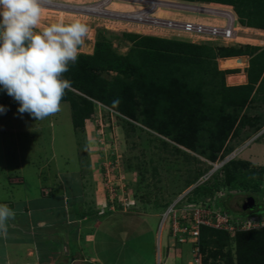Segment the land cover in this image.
<instances>
[{
    "label": "rangeland",
    "instance_id": "374dc122",
    "mask_svg": "<svg viewBox=\"0 0 264 264\" xmlns=\"http://www.w3.org/2000/svg\"><path fill=\"white\" fill-rule=\"evenodd\" d=\"M61 1L81 2L84 0ZM44 10L41 28L58 21L68 23L80 20L89 25V34L80 49L82 53L92 52V47L99 35L111 41L114 48L121 54L127 51L128 45L130 46V44L123 43V33L130 32L127 27L129 24L108 21L100 15L62 16L61 13L47 10L44 12ZM148 30L152 31V29ZM240 34H244L243 31H240ZM114 74L113 72L108 73L110 77ZM104 76L107 77L106 74ZM97 103L95 101L94 113L85 122V128L78 131L73 128L71 108L68 103H61V110L58 113L43 120H36L28 113L20 114L18 112L20 105L16 100L0 98V105L7 110L0 113V169H3V172H0V178L6 179L5 172L16 175L15 172L21 169L20 173L26 178L28 188L21 187L19 194L35 198L37 192L34 189L36 185L38 186L37 175L40 166H44L46 174H49L50 170L53 173V169L48 168L55 167V162H52L55 158L57 170H54L58 180L60 179L58 171L68 172L70 179L72 176L75 177L76 172H80L85 193V205L83 204L85 207L82 210H90V213L96 216L97 212L101 211L99 207L104 208L101 212L105 209L110 210L106 204L111 201L116 206L114 211L125 214L120 230L114 231V227H107L110 237L103 240L105 228L98 241L99 244L103 241V244L108 242V245L119 247V249H115L116 247L105 249L109 251L114 261H117L116 256L120 254H122L121 258L126 261L127 253L133 255V247L141 242L143 249L140 248L139 254L142 260L132 264H150V262L155 264L152 257L154 247L156 248L154 251L157 252L160 248L158 245L160 235L162 250L165 249L163 248L164 235H167L169 227L168 220L163 230L160 227L163 216L171 207L189 205V199L195 196L194 190L209 180L212 182L216 175L222 181L224 174L219 171L220 165L231 159V153L234 160L247 162L250 168H254L257 172L261 168L264 169V127L253 134L246 126L240 137L229 138L225 152H231L225 160L223 159L224 161L214 163L189 150L187 153L190 160H188L182 153L174 152L171 147L176 143L169 138L139 123H136L134 129L126 127L124 121L126 119L120 117L115 110L104 105L99 106ZM248 113L264 116V103L254 102L251 108H248ZM162 142H166L167 145L164 146ZM180 149L186 151L183 147ZM192 156L197 160L192 159ZM253 183L258 184V190L241 188L228 191L221 188L213 198L206 201L212 202L211 204L216 205L217 208L219 201L223 200L224 207L232 211L233 216L243 214L242 203L245 198L254 197L260 204L257 210L264 213V170L261 177L254 179ZM15 193L17 194V191ZM52 193H54L53 187L43 191L45 196ZM204 200L200 199L203 202ZM197 203L203 204L202 202ZM116 204H119L121 209ZM105 215L108 214L105 213ZM100 220L101 218L97 221ZM119 232L122 241L118 242L119 239L117 240L116 237ZM167 238L166 243L174 240V237L170 235ZM124 241L126 247L130 249H124L121 252ZM153 241L154 247L152 248ZM189 241H194V239ZM47 242L49 246L51 239ZM70 247L71 249L67 250H72L74 254L80 250L75 241ZM82 248L86 253V247ZM233 251L235 252L234 247ZM101 253L103 254V251ZM202 257L204 258L203 254ZM193 260L194 258H191L190 263L187 264H192ZM220 264L225 263L220 260Z\"/></svg>",
    "mask_w": 264,
    "mask_h": 264
},
{
    "label": "trees",
    "instance_id": "16d2710c",
    "mask_svg": "<svg viewBox=\"0 0 264 264\" xmlns=\"http://www.w3.org/2000/svg\"><path fill=\"white\" fill-rule=\"evenodd\" d=\"M218 3L232 5L242 26L264 30V0ZM124 42L130 46L121 54L111 41L99 35L93 54L79 53L77 62L64 74L72 81V89L66 91L61 103L70 105L75 130L85 128L97 101L126 119V127L134 129L139 123L169 138L176 143L171 147L174 152L186 159L190 160L189 150L215 163L230 154L225 152L229 138L240 137L246 126L253 134L264 127V116L248 113V108L260 101L259 92L264 93V50L250 62L249 83L228 86L225 76L233 71H219L216 60L247 55L243 47L210 46L129 32L123 33ZM112 72L115 74L110 77L108 73ZM259 82L260 88H256ZM0 98L13 99L2 88ZM192 159L197 160L194 156ZM263 170L257 172L247 162L231 159L219 170L224 174L222 181L216 175L212 182L198 186L189 202L206 203L221 188L258 190L253 180L260 178ZM224 203L219 201L217 207L231 212ZM78 206L75 214L86 217L87 212ZM249 212L243 211L242 217L247 220L252 215H264L257 208ZM192 245L193 249L199 245L203 264H220V260L225 264H264V226L240 229L234 235L202 226L198 245ZM192 254L193 259L196 253Z\"/></svg>",
    "mask_w": 264,
    "mask_h": 264
},
{
    "label": "crops",
    "instance_id": "0c3cea01",
    "mask_svg": "<svg viewBox=\"0 0 264 264\" xmlns=\"http://www.w3.org/2000/svg\"><path fill=\"white\" fill-rule=\"evenodd\" d=\"M180 1L198 3L213 8H229L234 11L239 20L234 7L230 4L218 3L220 0H212L211 2L209 0L207 2ZM169 17L177 18L174 14H169ZM181 17L188 21L214 22V20H210V18L192 14H185ZM238 23V32L234 40L225 43L202 41L186 33L175 34L171 30H152L150 32L148 28L139 25L129 24L127 27L130 31L129 33L144 36H155L210 46L243 47L247 55L218 58L216 60L219 71H233V73L225 76L226 84L228 86H242L249 83L248 69L251 60L264 50V30L245 27L242 26L240 22ZM240 31H243L244 34H240ZM125 43L130 44L128 42ZM246 46L253 47L254 49L252 50V48H247ZM94 47L95 43L90 54H93ZM256 88H260V82L256 85ZM259 100V102L264 103V93H262V91L259 92ZM52 162H55V167L48 169H53V173L51 172L52 170H50L49 174H46V169H44L43 165L40 166L38 170V186L36 185L34 189L37 192L35 198L21 196L19 194L21 187L26 186L28 188L26 178L20 173L22 172L21 169L19 172H15L16 175L5 172L4 175L6 179L2 180L0 178V205H7L15 212V218L7 221V233L0 232V264H112L113 262V264H132L137 261L141 262L142 257L139 254L141 252L140 248L143 249L141 242H139V245L133 247V255L127 253L126 261L121 258L122 254L116 256V259H118L114 261L115 259L110 257L109 251L105 250L115 248L116 246L108 245V242L104 244L103 241L100 244L98 242L103 233V229L106 228L103 240L110 237L108 232L109 227H114V231L120 230L125 214L120 211H114L116 206L108 202L106 206L110 210L105 209L101 212L104 208L99 207L98 209L101 211H98L96 216L92 215L90 210H84L87 212L86 217H78L75 214L77 210L76 204H79L78 208L80 209L85 207L83 177L80 172H76L75 177L72 176L70 179V174L68 172L64 173L58 171L60 173V179L58 180L55 173V170H57L55 158ZM53 165L54 164H52V166ZM0 172H3V169H0ZM51 187H53L54 193L46 196L43 195V191ZM16 191L17 194L15 193ZM117 207L121 209L119 204ZM128 207H130L129 204ZM123 208L126 209V207ZM105 213L108 215H105ZM228 213L231 214L232 211ZM90 215L92 217H90ZM241 217V214H237L234 218L245 219ZM260 217L264 218V215ZM100 218L101 220L97 221ZM166 233L167 235H164V250H162V244L160 243V235L158 240L160 248L158 251H154L156 249L154 247V241L151 246L152 248L154 247L152 257L155 264H165V262L166 264L190 263L191 253L193 252L191 241L185 244H178L175 240L171 241L173 244L171 242L166 243L167 237L169 235L172 236L169 227ZM120 236L121 233L119 232L118 237H116L117 240L119 239L118 242L122 241ZM50 239L52 243L50 242L48 246L49 243L47 241ZM74 241L77 248L80 249L77 250L78 252L75 254L72 250H67L68 248L71 249L70 246ZM83 246L87 249L86 253L85 249H81ZM115 249H119V247ZM124 249H130L126 247L125 241L122 243L120 251L122 252ZM101 251H103V254ZM101 259H103V261ZM150 264L152 263L150 262Z\"/></svg>",
    "mask_w": 264,
    "mask_h": 264
},
{
    "label": "clouds",
    "instance_id": "9594fccd",
    "mask_svg": "<svg viewBox=\"0 0 264 264\" xmlns=\"http://www.w3.org/2000/svg\"><path fill=\"white\" fill-rule=\"evenodd\" d=\"M42 12L40 0H0V88L19 103L20 114L36 120L61 110L66 91L72 89L64 74L77 62L90 31L80 20L41 28ZM6 111L0 105V113ZM14 218L12 209L0 205V232L6 234L7 221Z\"/></svg>",
    "mask_w": 264,
    "mask_h": 264
},
{
    "label": "built area",
    "instance_id": "2783aa9c",
    "mask_svg": "<svg viewBox=\"0 0 264 264\" xmlns=\"http://www.w3.org/2000/svg\"><path fill=\"white\" fill-rule=\"evenodd\" d=\"M40 3L44 9L55 13L100 15L108 21L139 25L152 30H171L175 34L186 33L202 41L231 42L238 32V18L232 9L213 8L180 0H84L81 2L40 0ZM113 5L119 7L115 8ZM169 14H174L177 18L169 17ZM185 14L204 16L214 22L188 21L181 17ZM97 104L103 106L100 103ZM231 158H233L232 155ZM224 163L226 161L222 164ZM110 203L115 206L113 202L110 201ZM211 203L189 202L186 207L178 205L175 208L171 207L163 216L161 225H165L168 220L174 240L185 244L190 239H194L191 243L197 245L202 226L232 233L240 229L249 230L264 226L263 217L255 215L247 220L234 218L235 215L232 216ZM193 251L196 257L191 263L203 264L199 245Z\"/></svg>",
    "mask_w": 264,
    "mask_h": 264
},
{
    "label": "water",
    "instance_id": "95a60500",
    "mask_svg": "<svg viewBox=\"0 0 264 264\" xmlns=\"http://www.w3.org/2000/svg\"><path fill=\"white\" fill-rule=\"evenodd\" d=\"M255 205H256L255 198L254 197H249V199H247L245 201V203L243 204V211H246V212L250 213L249 211L257 208V206H255Z\"/></svg>",
    "mask_w": 264,
    "mask_h": 264
},
{
    "label": "flooded vegetation",
    "instance_id": "af4514ba",
    "mask_svg": "<svg viewBox=\"0 0 264 264\" xmlns=\"http://www.w3.org/2000/svg\"><path fill=\"white\" fill-rule=\"evenodd\" d=\"M247 199H249V198H245V199H244V201H243V203H242V209H243V204L245 203V201H246ZM255 206H257V209L260 208V204H258L257 202H256V205H255ZM255 209H256V208H255Z\"/></svg>",
    "mask_w": 264,
    "mask_h": 264
},
{
    "label": "bare ground",
    "instance_id": "6f19581e",
    "mask_svg": "<svg viewBox=\"0 0 264 264\" xmlns=\"http://www.w3.org/2000/svg\"><path fill=\"white\" fill-rule=\"evenodd\" d=\"M113 6H116V7H119L118 5H113ZM44 10V9H43ZM46 10H44V12H45ZM48 11V10H47ZM50 12H53V11H50ZM59 15V14H58ZM61 15L62 16H66V15H68V14H65V13H61Z\"/></svg>",
    "mask_w": 264,
    "mask_h": 264
}]
</instances>
